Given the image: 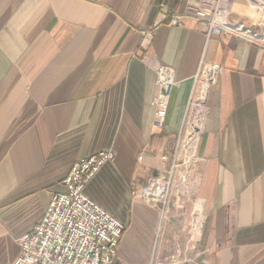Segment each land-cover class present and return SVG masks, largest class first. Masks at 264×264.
<instances>
[{"label":"crops","instance_id":"1","mask_svg":"<svg viewBox=\"0 0 264 264\" xmlns=\"http://www.w3.org/2000/svg\"><path fill=\"white\" fill-rule=\"evenodd\" d=\"M256 2L233 0L229 20L264 37ZM185 5L0 0V264L19 257L17 240L42 221L74 163L105 150L116 157L85 194L125 226L113 264H264V46L208 40L192 18L169 27ZM155 63L177 81L163 128ZM204 63L222 72L198 147L199 202L183 210L172 199L162 220L132 192L171 168Z\"/></svg>","mask_w":264,"mask_h":264},{"label":"built area","instance_id":"2","mask_svg":"<svg viewBox=\"0 0 264 264\" xmlns=\"http://www.w3.org/2000/svg\"><path fill=\"white\" fill-rule=\"evenodd\" d=\"M232 1L186 0L184 12L168 16L167 24L169 27H180L187 18H192L203 23V33L208 40L213 36L239 37L264 46V37L242 24L230 22ZM154 34L155 29L142 31L141 46L150 44ZM151 66L156 72L159 88L154 102V125L163 128L171 93L177 81L172 68L160 63ZM201 71L206 74L200 77ZM221 71L219 65L202 64L194 80L171 168L163 174L153 176L142 189L132 192L134 199L158 209L162 220L170 217L173 193L187 189L191 183L190 173L198 172V147L207 117L208 93L219 79ZM191 119L196 122L191 124ZM197 121L200 122L201 128ZM115 157L113 150H105L74 163L61 183V190L53 194L42 221L31 232L17 240L21 251L13 264L114 263L125 226L91 200L85 194V188L100 169ZM141 159L142 157L139 158Z\"/></svg>","mask_w":264,"mask_h":264},{"label":"rangeland","instance_id":"3","mask_svg":"<svg viewBox=\"0 0 264 264\" xmlns=\"http://www.w3.org/2000/svg\"><path fill=\"white\" fill-rule=\"evenodd\" d=\"M255 1H257L256 4H258V5L260 4L261 5L260 7L264 8V0H255ZM202 74H206V72L201 71L200 77ZM220 76H221V73H220ZM220 76H219V78H220ZM218 80H217V82H218ZM195 122L196 121L194 119H191V121H190L191 124L192 123L194 124ZM197 122H198L197 124H198L199 128H201L200 122L199 121H197ZM205 122H204V124H205ZM188 129L189 130L191 129L190 126ZM203 129H204V127H203ZM202 133H203V131L201 132V136H202ZM201 136H200L199 144L201 141ZM196 175H197V172L190 173L189 181L191 183L188 184L187 189L180 190L178 193H173V196H172V199H173L172 202L173 203L171 204L173 208L175 207L177 209H183V210L185 209L186 210V209H189V207H193V208L196 207V204H198V202H199L196 195L198 194V191L200 188V182L197 179Z\"/></svg>","mask_w":264,"mask_h":264},{"label":"bare ground","instance_id":"4","mask_svg":"<svg viewBox=\"0 0 264 264\" xmlns=\"http://www.w3.org/2000/svg\"><path fill=\"white\" fill-rule=\"evenodd\" d=\"M198 129V128H197ZM196 132H197V130H196ZM195 140H196V138H195ZM197 142V141H196Z\"/></svg>","mask_w":264,"mask_h":264}]
</instances>
